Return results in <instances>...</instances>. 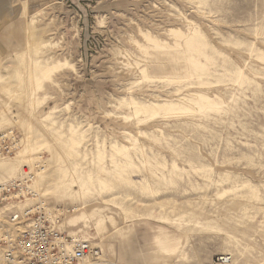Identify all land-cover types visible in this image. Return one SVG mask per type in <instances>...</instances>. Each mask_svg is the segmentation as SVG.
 <instances>
[{
  "label": "rangeland",
  "instance_id": "obj_1",
  "mask_svg": "<svg viewBox=\"0 0 264 264\" xmlns=\"http://www.w3.org/2000/svg\"><path fill=\"white\" fill-rule=\"evenodd\" d=\"M10 130L0 181L39 163L83 264H264V0H22L0 19Z\"/></svg>",
  "mask_w": 264,
  "mask_h": 264
},
{
  "label": "built area",
  "instance_id": "obj_2",
  "mask_svg": "<svg viewBox=\"0 0 264 264\" xmlns=\"http://www.w3.org/2000/svg\"><path fill=\"white\" fill-rule=\"evenodd\" d=\"M20 141L13 130L0 133V160L12 156ZM39 163L25 166L12 179L0 181V207L11 206L14 212L8 220L21 226L12 246L4 250L7 264H83L97 259L96 248L85 239L63 235L57 229V215L49 208L34 187ZM23 203L20 209L16 207ZM27 202V203H26Z\"/></svg>",
  "mask_w": 264,
  "mask_h": 264
},
{
  "label": "crops",
  "instance_id": "obj_3",
  "mask_svg": "<svg viewBox=\"0 0 264 264\" xmlns=\"http://www.w3.org/2000/svg\"><path fill=\"white\" fill-rule=\"evenodd\" d=\"M16 1L17 2H14L13 0H0V19L2 18V16H4V13L7 11H12V14L19 10L21 11L22 0Z\"/></svg>",
  "mask_w": 264,
  "mask_h": 264
},
{
  "label": "bare ground",
  "instance_id": "obj_4",
  "mask_svg": "<svg viewBox=\"0 0 264 264\" xmlns=\"http://www.w3.org/2000/svg\"><path fill=\"white\" fill-rule=\"evenodd\" d=\"M21 153V152H20ZM23 161V160H22Z\"/></svg>",
  "mask_w": 264,
  "mask_h": 264
}]
</instances>
